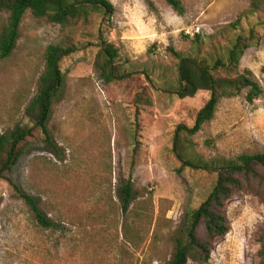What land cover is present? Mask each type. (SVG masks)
Instances as JSON below:
<instances>
[{"label": "rangeland", "instance_id": "374dc122", "mask_svg": "<svg viewBox=\"0 0 264 264\" xmlns=\"http://www.w3.org/2000/svg\"><path fill=\"white\" fill-rule=\"evenodd\" d=\"M109 1L112 14L90 11L86 22L65 26L26 11L13 50L0 58L2 134L30 124L25 108L37 94L46 47H82L60 64L64 82L48 120L58 157L34 131L10 180L0 178V264H166L171 258L187 212L206 197L216 174L180 169L172 151L176 125L192 126L209 93L178 98L170 92L177 85V59L169 46L210 61L235 34L256 25L258 40L245 50L239 70H250L263 94L252 103L245 100L247 89L221 99L214 118L182 146L202 162L264 151V9L250 13L251 0H180L179 15L165 0ZM7 18L0 8V30ZM238 18L240 29L230 28ZM100 37L117 47L116 63L132 72L130 78L106 83L99 77ZM128 177L138 200L151 195V205L132 222L129 243L120 209ZM17 189L58 228L38 225ZM136 205L137 199L130 203L129 216ZM223 210L228 231L214 240L206 264H257L264 196L234 190ZM198 233L203 236L202 226Z\"/></svg>", "mask_w": 264, "mask_h": 264}, {"label": "trees", "instance_id": "16d2710c", "mask_svg": "<svg viewBox=\"0 0 264 264\" xmlns=\"http://www.w3.org/2000/svg\"><path fill=\"white\" fill-rule=\"evenodd\" d=\"M179 15L183 14L184 6L180 0H165ZM150 5H152L150 3ZM250 13L264 9V0H251ZM0 8L8 12L6 24L0 30V58L7 57L15 46L19 34L20 23L26 11L34 17L47 18L50 22L61 26L70 25L75 21L86 22L90 11H103L106 15L114 12L109 0H0ZM240 18L229 24L232 29H240ZM256 25L248 33L235 34L228 47L212 60L196 56L183 55L168 47L170 53L177 59V85L170 92L178 98L193 97L198 91H206L209 97L197 111L192 126L176 125L173 132L172 151L183 167L202 169L216 174L214 184L200 204L186 214L180 234L175 238L174 252L166 264H206L213 249L214 240L228 231L224 214V204L234 190L250 189L255 195L264 196V151L259 153H242L233 159H217L214 162L196 161L185 155L183 141L186 136L195 135L202 125L214 118L217 105L223 98L237 96L247 89L245 100L252 103L258 99L263 90L252 78L248 69L239 70L240 59L245 50L254 45L257 40ZM192 41L198 43L200 36L194 34ZM78 43L61 42L50 44L44 52L45 68L39 78L37 94L29 101L25 114L30 124L18 123L0 134V178H6L22 155L28 139L34 131L41 135L43 142L55 152L56 145L48 128V120L52 102L58 95L64 82L61 61L79 51ZM97 59L94 65L99 77L106 83L123 81L131 77L132 72L121 70L116 63L118 49L116 46L99 38ZM136 116L138 110H136ZM136 118V117H135ZM20 193L29 207L37 224L45 229H57L58 225L49 219L39 208L35 199L28 194ZM121 206L125 214L122 224V234L125 241L130 242L132 222L140 219L147 205H151V195L147 199H139V193L132 187L130 177L120 188ZM141 196V195H140ZM137 199L134 216H129L130 203ZM127 213V214H126ZM202 226L204 234L198 233ZM138 233V230H137ZM259 262L264 264V232L260 236Z\"/></svg>", "mask_w": 264, "mask_h": 264}]
</instances>
